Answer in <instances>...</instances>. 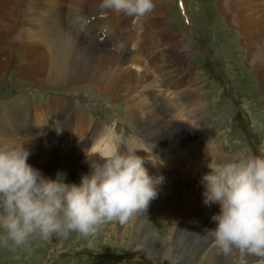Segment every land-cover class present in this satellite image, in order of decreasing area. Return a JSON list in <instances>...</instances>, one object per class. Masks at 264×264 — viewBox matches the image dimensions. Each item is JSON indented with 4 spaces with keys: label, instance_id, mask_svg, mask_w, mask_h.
<instances>
[{
    "label": "rangeland",
    "instance_id": "rangeland-1",
    "mask_svg": "<svg viewBox=\"0 0 264 264\" xmlns=\"http://www.w3.org/2000/svg\"><path fill=\"white\" fill-rule=\"evenodd\" d=\"M52 1L54 0H24L22 5L27 8L19 13V16L20 18L26 16L25 20H27L40 7L41 12L44 13L42 8L48 9L50 5L59 4ZM67 1L64 0V3ZM73 1L71 0V2ZM102 2L103 0H99L97 2V4L99 3L98 5L88 2V5L99 9ZM160 2L166 8L164 18L168 19V22H171L175 27L171 25L174 29L173 32H175L182 44L184 43L189 47L183 44L188 55L184 64L176 60V64L179 66H176L178 69L175 68L174 74L177 77H182L181 79H185L186 82L187 80L191 81L187 87L176 90L177 94L169 95V99L165 101L166 105L171 103L172 109L175 106L176 115L172 117L173 122L178 127L184 129L187 127L186 129L198 133L201 130V132L204 131L207 134L222 135L223 130L221 129H225L227 133L222 138L223 143L214 146L216 153L224 159L231 160L233 163L241 161L249 164V159L251 158V164H247L246 167L250 175L246 180V184L249 188L255 187L260 190L259 198H261L260 200L264 205V180L258 176V174L264 175V158L260 160V157H264V93L262 92L263 89L260 88V74L257 70H252L248 67V53L241 43L240 26L236 25L237 22H233L235 14L228 12L229 16L225 15L220 8L221 0H184L186 15L181 14L178 5L179 0H159ZM227 5L229 6V3ZM256 7L257 5L247 10L255 16L252 13L253 8L256 10L263 9L260 5L258 8ZM57 11L50 13L56 14L52 17H57L62 26L67 23L68 19L71 20L70 22L74 23L73 26L81 30V33H76L75 35H78L79 37H77L82 42L90 45L97 52L107 50L97 49L94 46L97 37L101 36L99 34L102 32L103 26L97 25L98 17H93L92 12L87 15L81 14L78 17L76 12L73 11L72 17L68 14L69 16L62 15L63 18H61L62 16L60 15L59 17ZM246 14L245 11V18ZM229 18H231V21H228ZM16 22H19V19ZM231 24L236 26L233 28ZM260 24L264 26V21ZM15 26V33H13L12 37H14L20 47L23 46L25 48L22 40H18L21 39L20 35L16 34L20 25L17 26L16 24ZM246 28L247 26L241 28L243 33ZM165 46L166 48L170 47L169 44H165ZM152 51L154 59L159 57V55L155 56L157 54L155 50ZM111 52L115 54L113 50ZM19 55L21 56L18 57L17 63L19 65L28 64L29 60L23 56V53H19ZM120 55H124L123 57L126 56V59H128L126 53ZM126 59L124 58V60ZM20 68L23 70L22 68L25 67L21 66ZM168 69L171 72L174 67L173 69L168 67ZM176 70H179L178 75L175 72ZM19 76V73L12 68V63H8L0 72V123L10 118L13 119L14 116L16 119L14 124L16 123L17 128L13 130H20L19 134L24 133L26 135L27 130H31L32 125H34L33 121L36 124L38 123L37 126H39L40 131L43 128L42 134L48 133L43 124L45 122L54 124L53 121L55 120L62 122L63 118L66 120L65 116L68 113L66 110L69 107L73 111L78 112L76 115L85 114V117L81 115L83 116L84 126L79 124L80 118L73 120L74 126L72 129L76 130L74 131L75 135L79 136L81 132L83 135L88 127V121L91 123L88 128H95L96 126L94 123L92 124V121L96 118L97 121L103 124L102 128L106 130L107 140L109 139L107 143L111 144L110 147L115 153L116 149H114L113 141L117 146L121 147V144H123L126 149L134 152L145 150V147H151V145H155L153 147L155 148L158 146L155 143L163 144L158 138H155L156 135L147 133H155L156 126L154 125L149 130L143 128L140 114L137 113L136 117H134L128 113L127 104L121 102L122 97L116 95L117 101L116 99L111 100L109 99V93L94 90V88H91L92 90L84 89L80 87L81 85L57 86L43 82V78L38 81H27ZM195 76L196 80L193 83L192 78ZM191 84H193L192 89L190 88ZM186 85L185 83L184 86ZM159 87L161 91L167 88ZM198 90H200V93ZM183 91L185 93L191 91L190 94H193L195 101H193L192 107L187 104L179 108L178 105L183 103ZM148 94L152 97L150 92ZM50 105H55L62 110H58L56 117L50 115L51 121L46 119L44 123H39L38 119L35 118V112L42 111L41 117H43V114L46 113L45 108ZM20 106L27 107L34 113L33 120H31L32 115L26 109L21 110ZM149 106L151 105L149 104ZM23 114L25 118H23ZM208 119L210 120L209 123H207ZM70 120L72 121V118ZM158 122L157 127L162 125L160 121ZM14 124L10 123V125ZM16 125L14 126L16 127ZM60 126L62 127V123ZM235 127L238 129H235ZM248 127L252 128L257 136L252 140H248L251 145L249 153L247 152L249 147L240 145L242 139L244 140V133ZM96 128V131L93 129V133H102V128ZM64 129L55 131V133L57 132L56 135L59 136L61 133L66 132L68 125H65ZM146 133L147 137H145ZM166 133H168V130L165 131L164 135ZM42 134L36 133L30 137L37 141L40 136H43ZM22 135H18L20 140ZM68 138L65 135V137L62 136L60 140H57L56 143L50 142L49 146L52 147V150L57 145L59 149H55L57 153L52 152L46 158L45 163L35 164V166L30 168L20 167V170L13 167L5 149L0 146V264H128L124 261L125 259L139 264H201L196 261L197 250L191 244V239L185 237L182 244L180 242L182 238L180 237L186 232H191L193 234L196 233L200 238H204L207 230L212 227V221L204 216L205 221L200 223L198 220L190 218L192 212L184 211L183 221L176 223L175 218L182 215L177 213L182 211H176L174 207L164 210L162 208L163 204H161L163 200L158 197L155 199L152 192L148 197V193H146L148 187L145 186L143 189L141 185V182L147 184L154 182L156 184L158 180L161 184L167 180V176L141 180L138 174L129 173L130 169H128L126 170L127 179L124 182H119L111 177L112 174L110 172H108L109 176L101 170L96 161H94L95 178L98 180L102 175L106 174L110 181H103L105 186L110 187L108 184H112L114 187L117 186L119 187L118 189H122L123 191L119 190L122 194L126 193L122 197L125 198L124 200L122 198L118 200L120 205L122 204L119 212L123 210L124 213L120 215L118 220L111 215L109 220L103 219V217L95 215L96 212L93 210L89 214L87 213V216L85 215L83 219H75L76 216L68 214L69 207H71L70 197L80 193L82 189L85 192L84 186L89 182H93L91 180H81L83 179L81 173H84V171L89 172V167L85 164H81L79 167L69 166L67 169H63L64 166L56 167L57 163L61 162L58 165L60 166L64 160L72 159L75 153V155L79 153L78 147L75 152L68 151L67 153L64 149ZM147 138L152 139L155 143L149 140L146 141ZM232 138H240V140L235 143V141L231 140ZM172 142L179 143L175 139ZM74 143L77 146L78 141ZM97 144V142L89 144L91 153L94 152L95 149L93 147H96ZM161 147L159 146L158 149L162 151V154L158 155L156 153L160 157L157 161H154L155 158H153L148 163L149 159L145 158L148 155L147 151H142L141 155H144L142 157L135 156L134 159L143 158L151 169L157 167L156 164H158L157 168H162L165 165L171 168V161L163 159L169 157V155L166 156ZM254 150H258L259 155ZM192 152L195 153L196 151L192 149ZM192 160L193 158L183 161L182 167L184 171ZM151 161H154V163ZM37 169L38 171H35ZM28 170L30 173H28ZM8 174L15 177L13 183L8 181ZM129 179L132 180L131 183L126 182ZM182 179L187 180L186 178ZM17 181L18 183H16ZM173 181L179 183L174 179ZM2 187L3 189H1ZM195 188L199 190L201 186H196ZM130 189L134 192L131 193ZM75 190L76 192H73ZM140 192L143 195L140 196ZM142 197L144 199L141 200L140 198ZM183 200L181 197L180 203ZM126 202H128V205H125ZM165 205H167L166 202ZM90 206L93 209L96 203L92 202L91 205L89 204V208ZM220 207L222 206L216 209L219 213ZM182 208L186 210L183 206ZM238 211L242 210L239 208ZM173 221L177 224L174 231L171 230ZM222 224L221 221L218 222V226ZM52 232L58 234V240L55 242L50 241ZM89 233H92L95 241L88 238ZM208 233L211 235V232ZM160 248H165V252H161ZM90 249H95L105 256L101 259L89 257L86 252ZM244 250L248 252L243 247L238 249V257L242 256ZM171 251L179 252L183 258L177 260L174 254L169 257Z\"/></svg>",
    "mask_w": 264,
    "mask_h": 264
},
{
    "label": "bare ground",
    "instance_id": "bare-ground-1",
    "mask_svg": "<svg viewBox=\"0 0 264 264\" xmlns=\"http://www.w3.org/2000/svg\"><path fill=\"white\" fill-rule=\"evenodd\" d=\"M221 1L222 3L220 8L225 15H228V12L235 14V16H233L235 18L233 19V22H237L236 25L240 26L239 34H241L242 37L241 43L248 53V67L252 70H257L260 74V88L263 89V91H261L264 93V26L260 24L264 21V0ZM23 2L24 0H0V72L8 65V63H12V68L19 73V77L24 78L27 81H38L43 78V82L57 86L70 87L72 85H81L80 87L84 89L94 88V90L109 93V99H116V101L117 95L122 97L121 102H123V104H127L126 107L128 113L134 117H136L137 113L140 114L143 128L149 130L152 129L154 125L156 126L155 133L147 132L148 134L156 135L155 138H158L161 142H163L166 137H170L171 141L175 139L176 142H179L176 143L178 145L185 146L190 144L188 138L194 133V131L186 129L187 127L185 129L178 127V125L173 122L172 117L176 115L175 106L172 109L170 105L171 103L169 105L164 103L163 107H170L162 110V108L156 104L155 100L147 93L150 90L148 81L151 79H153V84H157L158 86L168 88L172 87V85H177L176 90L180 86H184L185 83L189 85V82L191 81L187 80L186 82L185 79H181L182 77H177L174 74L175 68L178 69L176 66H179L176 64V60H179L182 64H184L188 52L186 47L183 46L184 43L182 44V42L177 38L175 32H173L174 25H172L171 22H168V19L164 18L166 8H162L159 0H128L127 3L126 0L122 1V4H126L128 8L131 7L129 9L130 15H134L131 20L134 19V23H136L134 25H138L133 29V31L125 33L127 35L125 37V45L128 49L124 51V54L126 53L128 59H126V56L123 57L124 55H120L122 53L117 51H114L115 54L108 49L101 50L102 52H97V50L92 48L90 45L82 42L78 38V35V37L75 35L76 33L79 34V28L73 26L74 23L70 22L71 20L68 19V24L66 23L62 26L57 20V17H52L56 14H50L54 13L55 10H58L57 13L59 17L60 15L65 16L68 14L72 17L73 11L76 12L78 17H80L81 14L87 15L90 12L94 13L98 8L90 7L88 2L96 3L95 5H98V0H74L73 2L68 0L66 3H64V0H54L52 2H58L60 4L59 7H50V11L48 12L44 10V13L41 12L40 7L39 10L33 13L27 20H25L26 16L23 18H20L19 16V13L27 8L22 5L24 4ZM228 3L229 6L227 5ZM255 5H257L256 8L260 5L263 9L256 10L253 8L252 13L255 15L253 16L247 9ZM245 11L247 13L246 18L244 17ZM100 13L101 12L98 11L97 15ZM63 16L61 18H63ZM124 17L125 16H122V18ZM18 19L19 22H16ZM228 21H231V18H229ZM111 22L120 32L127 31L130 28L127 24L120 25L113 18L111 19ZM16 24L17 26L20 25L18 29L19 31L16 32V34H19L21 38L18 40H22V44H24L25 48H23V46L20 47L14 37H12L13 33H15ZM129 24H132L131 21ZM236 25L233 24L232 27L234 28ZM243 26H247L244 33L241 30ZM90 39L92 38L90 37ZM165 44H169L170 47L166 48L168 45L165 46ZM152 50H155L159 57L150 62L149 58L153 56ZM19 53H23V56L29 60L28 64L19 65V63H17L18 57L21 56ZM124 58L126 60H124ZM130 60L139 62L137 63L139 64L137 70L141 69V67L146 68L142 71V73H139L130 67ZM149 63L150 66L147 67ZM21 66H24L25 68H22L23 70H21ZM168 67H171L172 69L174 67V69L169 72ZM150 72L154 76L151 75ZM175 72L178 75L179 70H176ZM192 85L193 84L190 86L191 89L193 88ZM116 92H118V94H116ZM183 92V103L178 105L179 108L186 106L187 104L189 107H192L194 104L193 101H195L193 94H190L191 91L188 93H185V91ZM198 92L200 93V90H198ZM149 104L151 106H149ZM58 110L62 109H58L55 105L47 106L45 108L46 113L43 114V117H41L42 111H39L35 112V118L38 119L39 123H44L46 119L50 120V115L56 117ZM23 118H25L24 114ZM66 118L67 117L65 116V119ZM71 118L72 121L70 120L68 122L69 127L67 131L68 133L71 131L72 136V130L74 129H72L74 126L73 120L80 118L81 120L79 119V124L81 126H84V121L81 115L73 114ZM15 120L16 119L13 116V119L10 118L0 123V146L5 149L14 168H18L20 170V167L25 166V168H30L35 166V164L39 165L45 163L46 158L52 152L55 154L57 153L56 150L59 149L57 147L58 145L55 148L53 147V150L52 147L49 146L50 142L56 143V140L54 139L52 140L51 138L45 136H38L39 139L36 141L30 137L34 135L33 132L30 133L29 136L24 135V133H20L23 134L20 140L18 137V135H20V130H13L14 128H17L16 123L14 124ZM158 121L162 123L159 127H157L159 123ZM10 123L16 125V127L14 125H10ZM48 124L49 122H45L43 126L50 128L53 125L52 123ZM95 126L102 128L100 124H95ZM96 127L92 128L96 131ZM93 129L88 128L84 132L87 133L84 135L83 139V141H86L85 146L88 143L92 144V142H97V146L93 147V149H95L94 152H100L102 156L108 158L115 156L116 153L113 149H111V144L107 143L109 139L107 140L105 133L103 131L102 133H93ZM59 130H62L60 125L55 127V131ZM166 130H168V133L164 135ZM86 131H89L92 135ZM147 133L145 137H147ZM86 137L89 138L86 139ZM79 139L80 138H78V141ZM148 140L155 143L152 139L147 138L146 141ZM155 144L161 146L159 143ZM154 146L155 145H151V150H148L159 155L161 153L158 149L159 146L153 148ZM64 149L67 153L68 151L75 152L78 150L74 142H69L68 144L65 143ZM192 149L193 148L191 147H187L183 150L176 151L174 154L169 155V157L163 158L171 161V167L177 166L178 162V170L181 178H186L190 182L194 180L193 176H199L201 169H203L202 165L208 157L210 163L216 165L219 164L218 162L222 159L218 157L214 151H211V147L209 145H205L203 155H200L198 158H194L196 155L192 152ZM210 151L214 154H210ZM74 155L72 156V159L62 160L63 162L60 166L58 165L61 162L57 163L56 167L64 166L63 169H67L69 166L79 167L81 164H85L89 167V172L84 171V173H81L83 175V179L81 180H91L93 182H89L86 186H84L85 192H83V189L81 188L82 191L80 193L73 195L70 199L68 198L71 204L68 214L76 216L75 219H83L85 215L87 216V213L89 214V212L93 210L96 212L95 215L103 217V219L109 220L111 215L115 216L118 220L120 215L124 213L123 210L122 212H119L121 211L120 208L122 204L120 205L118 200H120L126 193L122 194L119 190H123L118 189L119 187L117 186V188L114 187L112 184H108L110 187L105 186L103 181H110L106 174L102 175V177L98 180L95 178L94 161H96V159L81 150H79L77 155ZM158 155H154V161H157V159L160 158ZM192 158L193 160L191 161V164L187 165L184 171L182 167L183 161ZM225 164H227V162H225ZM156 166L158 167V164H156ZM208 166V171H210L213 166ZM157 167H153L152 170H157ZM35 171H38V169ZM186 172L187 174H190V177H187ZM238 172L242 176V172L244 171L239 169ZM28 173H30V171ZM10 174H8L7 178L9 182L13 183L15 177ZM166 179L167 180L161 184L158 180L156 181V184H154V182L150 184L141 182V185L143 186V189L145 186L148 187L147 189L145 188L147 190L146 193H148V197L152 192L155 199L158 197L160 200H163L161 204H163L162 208L164 210L174 207L176 211H182L177 213L178 215H182L175 218L176 223L183 221L182 217L185 215L184 211L192 212L190 218L196 219V221L198 220L200 223L205 221L204 216L212 221V227L207 230L206 237L200 238L196 233L195 235L191 232H186L180 237L182 238L180 241L182 244L184 243L185 237H189L191 239V244L194 245L197 250L196 261H199L201 264H254L252 259L249 257V251L246 252L244 250L241 257H238L237 255L238 249L242 248L240 243L244 239H247V235H244V233H235L225 230V228H223V224L218 226V222L221 221V217L219 216L220 213L216 209L219 206H224L223 203L218 201L217 198L215 199L205 196L201 192L203 186H201L198 190L196 188L183 187L179 183H175L171 177ZM240 179L246 181L244 176ZM16 183H18V181ZM1 189H3V187ZM235 189H241L239 192H243L245 185L238 182V186L235 185ZM245 190L246 192H243L245 194L231 195V200L229 201L234 202L233 200H236L237 204L241 205L243 199H251V197H248L250 194L249 191L247 189ZM130 191L131 193L134 192L131 189ZM73 192H76V190ZM139 195L141 196L143 194L140 192ZM181 197L184 200L180 203ZM122 199L124 200L125 198ZM140 199L142 200L144 198L142 197ZM92 202L96 203V206L95 208L93 207V209L91 206L89 208V204L91 205ZM165 202L167 205H165ZM126 204L128 205V202H126L125 205ZM181 205L186 210H184ZM247 205L250 206L251 204ZM233 206L234 208L239 209L236 205ZM186 218L188 217L186 216ZM176 223L173 221L171 230L174 231L176 228L175 225H177ZM208 232H211V235H209ZM160 249L161 252H165V248ZM173 254L177 260H181L183 258L179 252L175 253L173 251H171L169 257H172Z\"/></svg>",
    "mask_w": 264,
    "mask_h": 264
}]
</instances>
